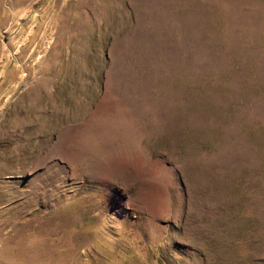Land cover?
Wrapping results in <instances>:
<instances>
[{
    "label": "rangeland",
    "instance_id": "rangeland-1",
    "mask_svg": "<svg viewBox=\"0 0 264 264\" xmlns=\"http://www.w3.org/2000/svg\"><path fill=\"white\" fill-rule=\"evenodd\" d=\"M0 264H264V0H0Z\"/></svg>",
    "mask_w": 264,
    "mask_h": 264
},
{
    "label": "bare ground",
    "instance_id": "bare-ground-1",
    "mask_svg": "<svg viewBox=\"0 0 264 264\" xmlns=\"http://www.w3.org/2000/svg\"><path fill=\"white\" fill-rule=\"evenodd\" d=\"M18 3H20L19 1H18ZM34 247V246H33ZM35 259V258H34Z\"/></svg>",
    "mask_w": 264,
    "mask_h": 264
}]
</instances>
